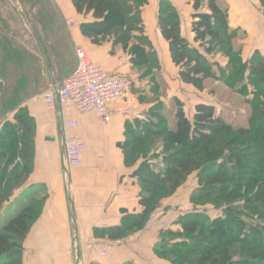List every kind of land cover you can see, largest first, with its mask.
Here are the masks:
<instances>
[{"label":"trees","instance_id":"trees-1","mask_svg":"<svg viewBox=\"0 0 264 264\" xmlns=\"http://www.w3.org/2000/svg\"><path fill=\"white\" fill-rule=\"evenodd\" d=\"M72 1L79 14L92 13L96 19L83 24L82 33L96 45L109 39L122 45L142 77L151 76V92L159 100L156 74L161 66L142 19L147 0ZM193 1L197 47L182 36L176 8L167 1L160 3L158 23L171 60L179 68L180 80L197 91L204 92L206 82L215 80L244 97L252 110L249 126L231 125L213 104H198L194 119H189L178 101L174 130L165 116L157 114L164 110L160 101L146 119L127 122L120 147L126 167H136L132 176L141 189L142 211L124 212L120 225L96 229L95 234L119 240L144 230L163 200L196 176L197 187L189 197L194 213L179 218L180 230L161 233L155 250L159 258L171 264H264V56L256 51L244 60L240 31L230 27L228 11L218 0ZM257 1L264 14V0ZM204 6L207 12H202ZM212 55L227 58V63ZM1 90L5 89L0 82V122L6 113L15 114L14 122H5L0 130V215L33 173L36 133L34 119L22 107L21 92L9 96ZM158 143L162 154L153 152ZM46 200L32 198L1 228L0 264H22L23 243ZM200 207L202 212L197 211ZM205 207L217 215L211 217Z\"/></svg>","mask_w":264,"mask_h":264},{"label":"crops","instance_id":"crops-1","mask_svg":"<svg viewBox=\"0 0 264 264\" xmlns=\"http://www.w3.org/2000/svg\"><path fill=\"white\" fill-rule=\"evenodd\" d=\"M40 1L47 5L49 13H41L39 17L43 19L44 15L46 18L49 16L53 19V22L49 20L51 27L60 26L75 57L70 64L71 67L73 64L74 69L64 68L65 57L62 54L55 55L51 50V45L39 30L40 22L38 21V26H30L37 46L36 53L44 64L41 73L43 83L38 86L37 77H25L26 83L23 85L26 86L22 91L24 93H21L22 107L26 108L36 124L35 165L27 185L15 192L3 212L13 205L27 204L30 199L39 195L47 200L42 217L32 226L23 243L22 264H171L159 258L155 252L161 233L180 230L179 218L193 212L179 211L173 215L170 208L166 207L169 200L162 203L165 207H162L164 213L160 218L151 219L144 230L129 236L133 239L131 243L111 250L105 257L100 256L98 248L110 240L97 236L95 230L120 225L124 212L136 214L142 211L139 204L141 189L132 176L136 167H126L120 147L125 140L127 122L146 119L149 110L158 101L165 106L171 101H179L185 109L182 102L188 100L187 96L192 97V113L185 110L189 119L193 118L198 104H213L212 101L204 100L203 92L180 80L179 68L171 60L169 44L163 38L158 23L160 3L170 2L179 13L182 36L197 47L193 33L196 14L194 1L147 0L142 8L145 34L152 43L161 66L156 74L159 100L151 92V76L142 77L143 72L133 67L131 56L122 45H116L110 39L96 45L82 33L83 24L96 21L92 13L79 14L72 0ZM21 3L19 0L18 6L25 13ZM218 4L228 11L230 27L240 31L239 43L244 60H248L256 51L264 56V14L258 1L218 0ZM34 12L38 13V6ZM202 12H207L205 6ZM68 20L73 21L70 27L66 24ZM62 35L53 39L58 45L66 39ZM76 48L84 49L92 62L106 71H115L121 63V71L136 75L140 84L117 104L131 109V116L114 115L110 123L104 124L93 112L81 113L72 109L68 116L77 120L76 134L86 141L88 147L83 167L67 170L63 151V113L60 107L48 110L43 102L34 103L31 99L63 82L67 77L59 75L61 72L73 74L77 67ZM225 63L226 59L222 64ZM0 82L3 84V81ZM1 100L0 94V102ZM14 114L15 112H11L1 117L0 130L5 122H14ZM192 191L188 192L189 196Z\"/></svg>","mask_w":264,"mask_h":264},{"label":"rangeland","instance_id":"rangeland-1","mask_svg":"<svg viewBox=\"0 0 264 264\" xmlns=\"http://www.w3.org/2000/svg\"><path fill=\"white\" fill-rule=\"evenodd\" d=\"M18 1L19 0H0V39H2L0 40V79L3 81L2 88L6 90V94H9V96L14 91L24 93L22 91L26 86L23 85L26 83V78L29 79L30 77H37V80H39L38 86L44 81L43 77L41 76V73L44 69V64L42 63L41 57L36 53L37 46L35 45V39H33L31 35L33 32V29L31 31V28L33 25H37L38 21L40 22L39 30L42 31L41 33L44 35L46 42L51 45V50H53L55 55L62 54V56L65 57L63 61V63H66L63 64L64 68L71 70L73 68V64L72 67L70 64L72 62V58L75 57L74 51H72L73 54L70 51L66 35L60 30V26L54 25V27H51L50 22H53V19L49 16L46 18L44 15L43 19L39 17L41 13H49L47 5L42 3L40 0H20V3L22 1V7L25 8V13H23L18 6ZM36 6H38V13L34 12ZM53 28H55V30H53ZM62 34L66 39L61 41V44L58 45V42H55L53 39L54 37H60ZM244 38L245 37H243V39ZM62 46L64 49L61 48ZM57 49L58 51H56ZM212 56L215 57V60H218L221 63L225 62V59L227 62V58L225 57L216 55ZM1 73H5V75H2ZM59 75L68 77L71 75V73L66 72L62 74L61 72ZM4 91L1 90V93H4ZM202 94L204 100L212 101V103L217 108L218 114L223 115L224 119L228 123L235 127L249 126L248 120L252 110L251 105L246 103L244 97L228 89L221 82L215 80H208L206 82V90ZM187 99L188 100H185V102L182 103L185 104V110L187 113L191 114L193 110L192 100L194 99L190 96H187ZM178 102H169L166 104V106L164 105V110L161 111V113H157L160 116H165V118H167L168 126L173 130L176 128L175 116L179 110ZM1 114L3 113L1 112ZM153 152H156V154H162V152H164L160 143H158V146L153 150ZM151 160L153 161L154 158ZM154 164H157V166H162L159 162H154ZM196 187V176H192L183 186L182 191L180 189L172 197L163 200V202L166 200L170 201V203L167 202L169 204L166 205V207L170 208V212H173V215H176L179 211H191L194 213L193 206L188 200V192L192 191ZM42 196L43 195H39L37 198H42ZM162 207H165V205L161 204V206L158 207L153 214H156L157 211L162 210ZM21 209L22 204L20 205L19 203L11 206L5 213L3 212V214L0 215V230L6 223H8L10 219L14 218ZM203 209L204 208L200 207L197 211L202 212ZM205 210L204 212L211 217L217 215V212L212 207H208ZM160 217L161 216H158L156 219ZM151 219L152 216L150 220Z\"/></svg>","mask_w":264,"mask_h":264},{"label":"built area","instance_id":"built-area-1","mask_svg":"<svg viewBox=\"0 0 264 264\" xmlns=\"http://www.w3.org/2000/svg\"><path fill=\"white\" fill-rule=\"evenodd\" d=\"M66 24L70 27L73 21L68 20ZM75 55L77 67L73 74L31 99L34 103L43 102L48 110L60 107L63 113L64 161L67 170H78L83 167V158L88 147L86 141L76 134L77 120L69 117L72 109L81 113L93 112L104 124L110 123L114 115L131 116L133 114L131 109L117 104L140 84L136 75L121 71V63L117 65L115 71L110 72L95 65L82 48H76ZM163 213V210L157 211L152 215V219ZM132 241L133 239L129 237L110 240L99 246L98 252L100 256L105 257L111 250L121 248Z\"/></svg>","mask_w":264,"mask_h":264},{"label":"bare ground","instance_id":"bare-ground-1","mask_svg":"<svg viewBox=\"0 0 264 264\" xmlns=\"http://www.w3.org/2000/svg\"><path fill=\"white\" fill-rule=\"evenodd\" d=\"M151 17V16H150ZM194 119V118H193Z\"/></svg>","mask_w":264,"mask_h":264}]
</instances>
